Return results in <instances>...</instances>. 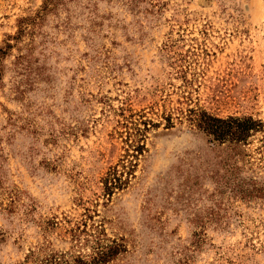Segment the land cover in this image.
Returning <instances> with one entry per match:
<instances>
[{"label": "rangeland", "instance_id": "rangeland-1", "mask_svg": "<svg viewBox=\"0 0 264 264\" xmlns=\"http://www.w3.org/2000/svg\"><path fill=\"white\" fill-rule=\"evenodd\" d=\"M6 41L0 264L71 249L83 221L125 244L106 264H264V200L233 187L264 181V131L231 150L186 121L150 126L127 186L106 200L100 181L130 115L198 104L264 123V0H0Z\"/></svg>", "mask_w": 264, "mask_h": 264}, {"label": "trees", "instance_id": "trees-1", "mask_svg": "<svg viewBox=\"0 0 264 264\" xmlns=\"http://www.w3.org/2000/svg\"><path fill=\"white\" fill-rule=\"evenodd\" d=\"M4 47L5 49L0 48V59L7 54L6 49L11 47L10 42L6 41ZM178 72L184 74L183 82L189 83V80L185 77L186 71L180 70ZM159 117L160 120L158 121H154L143 114H137V117L133 114L126 118L124 127L126 128L125 143L127 147L120 168L118 166L111 167L100 179L102 196L106 200H109L115 190H121L127 186L130 176L133 175L136 159L145 149L143 140L145 132L150 126L158 127L163 124L165 128H169L174 126L175 119L179 122L186 121L189 126L204 133L209 142L226 145L231 150H241V147L248 144V139L251 136L264 131L263 121L252 115L229 114L219 116L198 104L164 109ZM243 169L238 164H230L229 166V170L233 174H238ZM248 169L254 171L251 166ZM233 185L242 198H260L264 200L263 180L256 181L250 178L242 182H235ZM67 231L72 241L71 249L55 250L50 248L48 242L38 247L37 250H30L22 264H106L125 250L122 239L107 237L101 223L94 224L93 222L88 227L87 223L83 221L74 224ZM82 247H87L89 252H83Z\"/></svg>", "mask_w": 264, "mask_h": 264}]
</instances>
